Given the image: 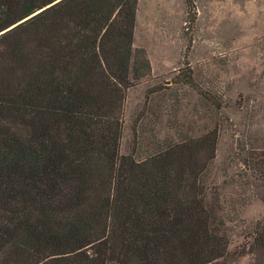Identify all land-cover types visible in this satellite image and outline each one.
Segmentation results:
<instances>
[{
    "label": "trees",
    "instance_id": "16d2710c",
    "mask_svg": "<svg viewBox=\"0 0 264 264\" xmlns=\"http://www.w3.org/2000/svg\"><path fill=\"white\" fill-rule=\"evenodd\" d=\"M136 3L0 0V264L226 257L246 196L212 178L215 129L141 159L118 152L124 93L149 72ZM247 237L237 253L264 264V217Z\"/></svg>",
    "mask_w": 264,
    "mask_h": 264
},
{
    "label": "rangeland",
    "instance_id": "374dc122",
    "mask_svg": "<svg viewBox=\"0 0 264 264\" xmlns=\"http://www.w3.org/2000/svg\"><path fill=\"white\" fill-rule=\"evenodd\" d=\"M132 47L149 72L124 93L119 154L141 159L215 129L212 178L223 194L246 196L215 264H249L237 251L264 217L255 195L264 178V0H137Z\"/></svg>",
    "mask_w": 264,
    "mask_h": 264
}]
</instances>
